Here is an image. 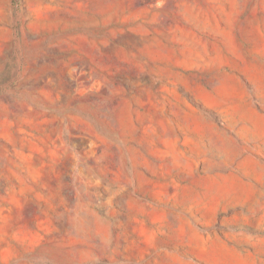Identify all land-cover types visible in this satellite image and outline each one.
<instances>
[{
    "label": "rangeland",
    "instance_id": "rangeland-1",
    "mask_svg": "<svg viewBox=\"0 0 264 264\" xmlns=\"http://www.w3.org/2000/svg\"><path fill=\"white\" fill-rule=\"evenodd\" d=\"M0 264H264V0H0Z\"/></svg>",
    "mask_w": 264,
    "mask_h": 264
}]
</instances>
